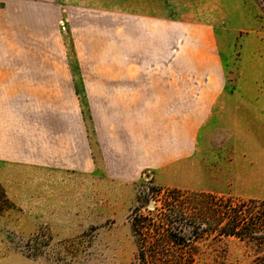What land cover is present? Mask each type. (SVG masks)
Wrapping results in <instances>:
<instances>
[{"label":"rangeland","instance_id":"1","mask_svg":"<svg viewBox=\"0 0 264 264\" xmlns=\"http://www.w3.org/2000/svg\"><path fill=\"white\" fill-rule=\"evenodd\" d=\"M54 1L63 35L70 5L210 25L225 85L193 154L135 180L0 161V264H264L225 234L264 219V0Z\"/></svg>","mask_w":264,"mask_h":264},{"label":"crops","instance_id":"2","mask_svg":"<svg viewBox=\"0 0 264 264\" xmlns=\"http://www.w3.org/2000/svg\"><path fill=\"white\" fill-rule=\"evenodd\" d=\"M59 11L0 0V161L135 180L191 156L225 85L213 28L70 5L63 35Z\"/></svg>","mask_w":264,"mask_h":264},{"label":"trees","instance_id":"3","mask_svg":"<svg viewBox=\"0 0 264 264\" xmlns=\"http://www.w3.org/2000/svg\"><path fill=\"white\" fill-rule=\"evenodd\" d=\"M231 220L228 231L225 232L226 235L249 238L250 240H256L259 244H264V219L257 215H251L247 219L242 211H238L233 214ZM262 262L264 263V260Z\"/></svg>","mask_w":264,"mask_h":264}]
</instances>
